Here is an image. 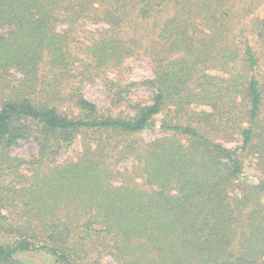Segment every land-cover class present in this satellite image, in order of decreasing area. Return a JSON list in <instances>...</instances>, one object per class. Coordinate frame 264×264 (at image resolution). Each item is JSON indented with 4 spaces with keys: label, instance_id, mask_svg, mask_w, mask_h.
<instances>
[{
    "label": "trees",
    "instance_id": "1",
    "mask_svg": "<svg viewBox=\"0 0 264 264\" xmlns=\"http://www.w3.org/2000/svg\"><path fill=\"white\" fill-rule=\"evenodd\" d=\"M0 30V264H264V0H0ZM132 55L151 103L100 113L81 85Z\"/></svg>",
    "mask_w": 264,
    "mask_h": 264
},
{
    "label": "rangeland",
    "instance_id": "2",
    "mask_svg": "<svg viewBox=\"0 0 264 264\" xmlns=\"http://www.w3.org/2000/svg\"><path fill=\"white\" fill-rule=\"evenodd\" d=\"M62 27V26H61ZM86 31L91 32H105L107 30V25L103 22H89L84 25ZM1 33V30H0ZM121 71H106L103 77H96L92 81H86L81 85V92L83 96L93 102L100 113L117 115L119 113L125 115L130 114V105L133 103L148 104L151 103V97L153 91L143 85H131L132 83H138L146 79L154 77V68L150 65L149 61L144 56L132 55L124 59L121 65ZM218 74V71H213ZM113 81L116 86L115 90L119 87H125L122 93H120V100H112L113 97V87L110 89L106 87V81ZM203 108L199 106L198 109ZM165 111L158 113L150 123V126L144 128L138 137L149 141L157 136H161L164 132L160 129L159 125L165 117ZM216 141L222 142L225 146L229 148L239 147L241 145V138L239 136L235 137V140L222 141L217 139ZM79 140H75L69 146H62L58 156V162L63 161L68 158H75L79 149ZM37 146L36 142L32 138H21L18 142L12 145L10 149V155L12 157H17L24 160L31 159L32 156L36 155ZM133 162L132 159L126 161L128 165ZM117 167H122V164L117 165ZM21 173H28L25 166L20 167ZM243 175L249 180L257 182V180L263 175L259 173L252 162H245L243 167ZM4 184H9L8 177L1 180ZM8 211V210H7ZM7 211L3 209L2 214H7ZM0 240L2 238L0 237ZM23 259L27 260L29 257L24 256ZM44 259L41 257H35V261L42 262ZM102 263L104 264H115L111 257L103 256Z\"/></svg>",
    "mask_w": 264,
    "mask_h": 264
}]
</instances>
